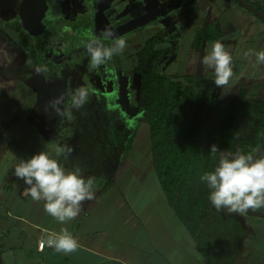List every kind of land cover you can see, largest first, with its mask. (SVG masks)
I'll use <instances>...</instances> for the list:
<instances>
[{
  "label": "crops",
  "instance_id": "0c3cea01",
  "mask_svg": "<svg viewBox=\"0 0 264 264\" xmlns=\"http://www.w3.org/2000/svg\"><path fill=\"white\" fill-rule=\"evenodd\" d=\"M245 1L264 14V0ZM8 2L0 0V34L7 31L4 18L7 22L10 16ZM85 5L94 6L101 17L108 18L110 27L121 28L120 38H139L142 50L151 39L157 41L153 51L161 57L158 68L165 75L203 79L212 97L220 101L224 91L230 95L229 90L237 87L240 94L246 91L248 100L264 102V95L252 92L254 86L255 90L264 89V65L252 67L243 55L250 49L264 50V20L236 1L85 0ZM217 40L233 56L235 75L223 88L215 85L214 70L201 62ZM4 42L1 38L0 264H264V218L219 210L224 219L219 226L223 233H229L223 245L239 248L231 260H226L222 250L208 253L209 258L199 252L197 240L170 207L158 177L159 189L154 191L156 196L162 191L164 201L155 207L160 212L147 215V205H140L137 193L155 170L147 165L152 163L148 153L151 146L148 152L135 155L136 142L130 153L135 173L106 176L81 169L85 178H94V199L84 201L80 214L67 224L47 214L44 202L32 200L25 191L27 185L14 175V169L20 160L40 151L57 158L55 149L65 144L58 141L51 126L39 120L36 109L42 95L37 89L39 84H31L34 77L27 78L30 74L24 72L25 57L15 59L12 68L8 52L12 47ZM256 96L259 101L252 100ZM75 156L73 149L68 159H58L68 169L88 164L86 158L77 160ZM141 165L147 171L140 170ZM128 179L138 187L134 195L126 183ZM157 199L161 202L162 197ZM251 210L264 214V210ZM231 226L235 228L234 234L230 232ZM63 227L78 239L77 251L64 254L48 246L42 251L38 249L46 232H59ZM162 229H167L168 235H161Z\"/></svg>",
  "mask_w": 264,
  "mask_h": 264
},
{
  "label": "trees",
  "instance_id": "16d2710c",
  "mask_svg": "<svg viewBox=\"0 0 264 264\" xmlns=\"http://www.w3.org/2000/svg\"><path fill=\"white\" fill-rule=\"evenodd\" d=\"M152 55L149 43L136 72L141 78L139 104L146 112L153 169L170 207L197 240L199 252L209 258L208 253L222 250L226 260H231L239 248L223 245L229 233H223L220 228L224 219L211 204L210 190L200 177L213 171L218 163L219 152H210L213 144L231 154L254 155L262 147L264 102L248 100L246 91L230 103L214 101L203 79L168 77L156 65L149 68ZM157 61L155 57L153 62ZM135 137L136 133L121 137L122 157L127 158L131 153ZM113 141L112 138L111 144H106L111 152L116 150ZM92 152L95 174H115L114 158L107 163L102 149L97 147ZM230 228L234 234V226Z\"/></svg>",
  "mask_w": 264,
  "mask_h": 264
},
{
  "label": "rangeland",
  "instance_id": "374dc122",
  "mask_svg": "<svg viewBox=\"0 0 264 264\" xmlns=\"http://www.w3.org/2000/svg\"><path fill=\"white\" fill-rule=\"evenodd\" d=\"M20 2V1H19ZM77 5L76 8L72 9L73 14L76 16L82 15L81 19L74 20V27H77V31L72 33V27H71V34H63L60 37H57L56 41L59 43L57 44V47H61L63 50H58L57 53L61 54L60 56L55 55L52 57L51 62L54 64L55 68L58 67H68L69 65L73 64V67H69L68 73L73 75L72 79L74 80V89H77L80 87H87L89 89V96L86 104L80 108V109H72L73 119L67 120L65 118H62L60 116H57L55 111L52 110L50 107H48L47 102L51 100L53 95H58V90H53L51 86L46 84L43 80H45V77L40 74L39 72H35L34 77L37 78L38 84L42 85L41 91H43V97L41 105L38 107V117H40V120H43L44 123L51 126L55 131V136L58 138V141L60 142H68V144L71 145V148L76 150L78 148L81 149L82 154L84 156H75L77 160H80L81 157L83 159L86 158L88 164L83 165L84 167H80L82 170L87 169L90 172L93 171V165L94 160L92 158H89L92 156L94 158V153L92 152V149L97 148L102 149V153L106 155L108 158L107 163H110V160L113 158L115 161L113 162V170L116 175L123 174L126 176H130L131 173H135L136 169H132L133 167L132 162L130 161V158L132 156L129 154L127 158L122 157L121 153L116 156V153L122 152V149L119 148L121 137H130L133 133H136V149H135V155L138 153L141 154L145 153L149 147L151 146V139H150V132H149V126L146 120V112L144 109L138 106V97H139V78H134V71L136 69L137 63H138V50H142V44H139L138 40L139 38L130 37L125 38L127 47L123 51L122 54L114 56L111 60L106 61L104 64L100 65L101 70H103V73L105 74V77H109L111 81H113L112 76L114 73L118 76V72L120 71L122 73V78H120L119 86L117 84H114L111 89L116 90L115 95H110L109 102H106L103 98H101L102 95H105V91L102 90V86L104 84L100 81H96L94 79V71L97 67L93 68L91 65L90 57L87 54L85 44L88 42L90 38H92V35L90 36V31L88 29H83L80 24L82 22H87V13H88V7L85 5H82L80 2L74 3L72 6ZM55 10H57L55 8ZM96 18V24L99 27L98 31L95 32L93 30V37L99 39L102 43L105 44V46H110L115 38H120L118 36L119 32L121 33V28H112L109 27L111 32L113 33V36L111 38H106L103 33L105 29H109L107 27L106 22L104 21V17H101L99 13L95 14ZM82 21V22H81ZM42 22V21H41ZM80 22V23H79ZM23 25V26H22ZM20 26L23 27V32L25 34L23 35V40H25L29 46L32 47V49L36 48L35 46L31 45L29 43L34 41V38L40 37L39 35H36V32H33L34 30L30 31L29 27H27L25 24H22ZM43 30L45 26H42ZM80 30V31H79ZM33 32V33H32ZM126 32V31H125ZM40 35L44 34V31L40 29L39 31ZM45 35V34H44ZM68 36V37H67ZM63 39V40H62ZM109 40V42L107 41ZM33 40V41H32ZM5 41V40H4ZM107 41V42H105ZM62 42V44H61ZM7 43V42H6ZM5 42L3 44H6ZM37 44H41L38 43ZM55 44V43H53ZM20 51V56H24V50L27 51L26 47L22 49V47H18ZM37 49V48H36ZM9 59L12 61L13 55L18 54L17 48H11L9 51ZM52 54V53H51ZM50 54V55H51ZM56 54V53H54ZM37 56V55H36ZM31 59L33 62H40L43 63L46 62L45 60L37 59ZM27 62V61H26ZM69 64V65H68ZM116 67V68H115ZM75 70L76 72H73ZM39 78V79H38ZM132 78V79H131ZM132 81V82H129ZM136 81V82H135ZM245 80H243L244 82ZM239 82V81H238ZM237 82V84H238ZM243 82H239V84H243ZM115 83V82H114ZM96 84H99L96 85ZM46 85V87H44ZM71 87V85H70ZM69 87V89H70ZM96 89H94V88ZM29 88V87H28ZM35 86H32V89H34ZM38 88H41L38 87ZM108 85H107V87ZM45 89V90H44ZM230 95H227V90L224 91L220 95V99L224 102H230L233 99H236L239 97V89L236 87L235 89H230ZM258 92V95H264V89L261 91L252 90V92ZM60 92V91H59ZM114 92V91H113ZM216 95V93H214ZM253 101H259L258 97L252 98ZM140 101V97H139ZM64 106V105H63ZM104 130H108L110 134L107 135L106 140L109 141L113 138L112 147L115 151H110L109 146L106 147V149H103L98 146L99 142L104 140V137L101 135ZM96 142H95V140ZM102 139V140H101ZM151 149V148H150ZM148 152V151H147ZM149 155L151 152H148ZM90 155V156H89ZM114 155V156H113ZM88 156V157H87ZM116 156V157H115ZM151 159V158H150ZM147 163L149 159L145 160ZM151 162V160H150ZM76 165V163L74 162ZM145 165V164H144ZM144 165L141 167L140 170L147 171V168L144 167ZM151 168H153L152 163L147 164ZM139 167V166H135ZM144 167V168H143ZM108 170V169H107ZM133 182H135L133 180ZM132 179L127 180L128 186L131 188V194H135V192L138 190V187L132 186L133 184ZM136 184V183H135ZM159 189L158 187V180L155 172H150V176L147 177L145 180L142 188H140L137 195L139 196L140 205H147L146 211L147 215L152 214L154 216L158 212H160L156 206L162 203L164 201L163 196L161 194L158 195L162 197L161 202H158V196H156V193L154 190ZM157 191V190H156ZM153 200L151 203L150 201ZM258 211L264 210V208H258L255 209ZM254 211V210H252ZM255 212V211H254ZM258 213V212H256ZM260 213V212H259ZM250 218H255V216L248 215ZM183 228V227H182ZM163 230V229H162ZM165 230V232H164ZM161 233L164 234V236L168 235L165 234L167 232V229H164ZM151 235V234H150ZM148 235V236H150Z\"/></svg>",
  "mask_w": 264,
  "mask_h": 264
},
{
  "label": "clouds",
  "instance_id": "9594fccd",
  "mask_svg": "<svg viewBox=\"0 0 264 264\" xmlns=\"http://www.w3.org/2000/svg\"><path fill=\"white\" fill-rule=\"evenodd\" d=\"M103 35L111 38L113 33L105 29ZM84 46L95 68L122 54L127 44L125 39L115 38L110 46H105L99 39L92 37ZM243 55L250 60L252 67L264 65V50L250 49ZM201 62L214 70L217 87L228 85L235 75L233 56L219 40L212 42L210 52L203 56ZM69 95L70 107H63V93L47 104L57 116L72 120V109L78 110L86 104L89 90L82 86ZM72 151L71 146H57V158L40 151L27 160H20L14 169V175L27 185L26 193L34 201H43L45 212L61 224L74 220L80 214L82 203L94 199V178H85L78 166L66 168L58 159H68ZM210 152H219L218 163L213 171L205 172L200 179L209 188V200L216 210L244 213L249 209L264 208V154L225 153L215 144L211 146ZM45 245L64 254L73 253L80 246L78 239L66 227L59 232H46L41 239V248Z\"/></svg>",
  "mask_w": 264,
  "mask_h": 264
},
{
  "label": "flooded vegetation",
  "instance_id": "af4514ba",
  "mask_svg": "<svg viewBox=\"0 0 264 264\" xmlns=\"http://www.w3.org/2000/svg\"><path fill=\"white\" fill-rule=\"evenodd\" d=\"M78 2H80L82 5H85V0H42V5H41L40 0H9L8 3L10 6V10H9L10 16L8 17L7 22H6L7 17L4 18V19H6L5 23L8 25V26H6L7 31H5L4 34H0V40H1V38H3L7 43L11 44L12 48L22 47V49H23L24 47H26L27 51H25L23 49L24 50L23 51L24 52L23 57H25V60L27 61L26 65L24 66V70H25L24 72L27 73L28 75L30 74L29 77H27V78H30L32 76L34 77L35 72H39L40 74H42L45 77V80H43V81L46 84H48L49 86H51L53 90H55V89L58 90L57 96H59L61 93L65 94L63 107H70L71 99H70L69 94L75 90L74 89L75 88L74 87V80L72 79L73 75L68 73L69 72L68 68L73 67V64L72 65L68 64L69 65L68 67L64 66V67L55 68L54 64L51 62V60H53L51 58L54 57L55 55H58V56L61 55V54L57 53L58 52V50H56L57 48H59V50H61V51L63 50L61 47H57V44L59 43V41L58 42L56 41L57 37H60L61 35L66 34L67 32H68L67 34H71L70 33L71 27H72V33L77 31V29H78L77 27L73 26V24H74L73 22H74V20L76 21V19L77 20L81 19L82 15H78V16L76 15L75 16L72 12V9L77 7V5H74V6H72V5L74 3L76 4ZM87 7H88V13H87V16H85L88 18L87 22L84 23L81 21L82 24H80V25L83 29H85V28L88 29L90 31L89 35L90 36L92 35V37H93V34H92L93 30L95 32H97L98 28H99L96 24V21H94L96 19L95 14H97V11H96V8L94 6L87 5ZM55 8L57 10H55ZM113 17H114V15H113ZM107 19L104 18V21L106 22L107 27L109 28L110 26L108 25ZM22 24H25L27 27H29L30 31L34 30L33 32H36V35L40 36L36 39L34 38V41L32 40L33 43L29 41V43L31 45L35 46L37 49L36 48L32 49V47L29 46L28 43L22 39L23 35L25 34V32H23V27H22L23 25ZM20 25H22V26H20ZM42 26H45L44 30H43ZM118 27H120V26H118ZM40 29H42V31H44L45 35L39 34ZM107 41L109 42L108 39H107ZM107 41H105V42H107ZM37 42L41 43V44H37ZM53 43H55V44H53ZM149 43H151V47H152L153 58H151V59H153V60L152 61L149 60L148 67L150 68L154 65H156L158 67V64L161 60V57L157 53L155 54L153 51L154 46L157 43V41H154L153 39L148 41L145 44L143 50L140 51V53H138V58H137L138 63H137L136 69L134 71V78H136V79H137V77L139 78V83H140L139 97H140V88H141V78H140V75L137 74L136 70L138 69L140 57L143 54L144 50L149 45ZM61 44H62V42H61ZM19 50H21V49H19V48L17 49L18 54L12 56V58H13V60L11 61L12 62L11 67L12 68L15 65L14 60L21 57ZM54 53H56V54H54ZM34 57H36L37 59L45 60L46 62H44V64L40 63V62H38V63L33 62L31 59H35ZM155 57L158 58L157 62H153ZM94 71H96L94 73V75H95L94 79L96 81H100V83L102 82L104 84V86H102V90L105 91V95H102L101 98H103L106 102H109L111 96L110 95L108 96L107 94L110 93L112 95H115V92H117L116 90H118V89L113 90L111 88H112V86H114V84H117L119 86V82L121 81L120 78H122V73L119 71L118 76L114 73V75L112 76L113 81H111L109 79V77H105V74L103 73V70H101L100 66H98ZM159 71L162 74H164V72H162V69H159ZM73 72H76V71L73 70ZM34 81L36 83H39L36 77H34L31 80V84L34 83ZM129 82H132V81H129ZM70 85H71V87H70ZM96 85L99 86V84H96ZM107 85H108L109 89L106 88ZM38 86L39 87L41 86V88L37 87V89L39 91L43 90L42 85L39 84ZM44 87H46V85H44ZM69 87H70V89H69ZM40 95H42V96L39 97V100H42L43 91L40 92ZM49 96H52L51 100L56 97V96H53L52 94ZM139 97H138V102H140ZM212 99H214V101L218 100L219 102H222L218 98L212 97ZM222 103H224V102H222ZM137 104L140 107V104L139 103H137ZM37 119H39V118H37ZM108 134H110V132H108V130L103 131V133L101 135L104 137V140L101 139L102 141L99 142V144H98L99 147L106 149V144L108 142L106 140V138H107ZM136 140L137 139H135L134 144H135ZM95 142H96V140H95ZM61 143L68 145V146H71L70 144H68V142H66V143L61 142ZM108 144L110 145L111 142H109ZM134 144H133V146H134ZM74 153L76 154V156L77 155L78 156H84L82 154V151L80 148H78L77 150L75 148ZM120 153H122V152L118 151L117 155H119ZM89 158L93 159L92 156H90ZM258 214H262V213H258ZM247 215H249V214H247ZM258 218H260V217H258Z\"/></svg>",
  "mask_w": 264,
  "mask_h": 264
},
{
  "label": "water",
  "instance_id": "95a60500",
  "mask_svg": "<svg viewBox=\"0 0 264 264\" xmlns=\"http://www.w3.org/2000/svg\"><path fill=\"white\" fill-rule=\"evenodd\" d=\"M237 3H239L241 6L245 7L246 9H248L250 12H252L253 14H255L256 16L260 17L262 20H264V14L261 13L260 11H257L255 7H253L251 4L245 2L244 0H235ZM41 5H42V0H40ZM264 153V144L262 145V147L253 155V156H258ZM247 214L255 216V217H260V218H264V214H258L255 213L252 210H247L246 211Z\"/></svg>",
  "mask_w": 264,
  "mask_h": 264
},
{
  "label": "built area",
  "instance_id": "2783aa9c",
  "mask_svg": "<svg viewBox=\"0 0 264 264\" xmlns=\"http://www.w3.org/2000/svg\"><path fill=\"white\" fill-rule=\"evenodd\" d=\"M46 246H47V245H45V246L43 247V249H42V248H41V242H40V243H39V246H38V249L42 251V250H44V248H45Z\"/></svg>",
  "mask_w": 264,
  "mask_h": 264
}]
</instances>
